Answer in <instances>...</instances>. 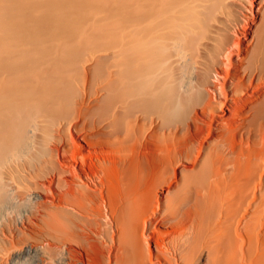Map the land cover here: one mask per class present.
<instances>
[{
    "label": "bare ground",
    "instance_id": "obj_1",
    "mask_svg": "<svg viewBox=\"0 0 264 264\" xmlns=\"http://www.w3.org/2000/svg\"><path fill=\"white\" fill-rule=\"evenodd\" d=\"M10 155L61 261L264 264V0H0Z\"/></svg>",
    "mask_w": 264,
    "mask_h": 264
},
{
    "label": "rangeland",
    "instance_id": "obj_2",
    "mask_svg": "<svg viewBox=\"0 0 264 264\" xmlns=\"http://www.w3.org/2000/svg\"><path fill=\"white\" fill-rule=\"evenodd\" d=\"M9 157H8L9 159H6V162H4L2 164V166L0 167L1 180H2V183H4V185H2V186L4 187L5 195L7 198L5 200V202L2 204V207H0L1 208L0 209V264H3V263L5 264L6 259L8 260V261L6 260V263L10 264L9 257H8L9 251L11 249L17 248V247H22L25 250L23 257L20 258V260L19 259L16 260L18 262L20 261L19 262L20 264H21V262H22V264H33V262H32V260L34 258L33 250L35 248L41 249L40 251H42L41 254L37 255L38 260H37L36 264H76V263L77 264H89V263L94 264V263H96L97 260L99 259V255L93 254L95 251L93 252V250H91V249H94V248H91V247H88V245H85L88 248H91L88 250L87 247L83 246L84 248H82L81 245H78L76 243L73 244V242H72V244L71 243L69 244L70 246H72L71 248L73 249V250L71 249L72 252L70 251L72 253V255L69 252L68 256H70V255L71 256L69 258L67 257V259L65 258L66 261L65 260L61 261V259L59 260V258H60V256H59L60 246H61V243H63L61 240L62 236L59 233L60 232L59 229L56 228V226L53 225V223H51V221L49 222L50 218H48L49 217L48 214H49L51 209H48V208L52 207V205H51V202L47 201L49 204L47 202H45L46 201L45 198H50V195H49L50 193L47 192L48 191L47 189H46V191H45V189L44 190L41 189V185L39 186V184H42L43 188H46V186L43 184V182H46V178H44L42 176V172L39 174L40 177H39V175L37 177L36 176L37 174L35 175L36 171H34L35 173H33V171H32V168H33V170H35V168L32 167L31 165L24 164L22 162L23 161L22 157H21V159L18 158L19 160L12 158L11 155ZM12 159H14V160H12ZM15 160L18 161L17 162L18 164L17 163L14 164V162H16ZM20 160H22V161H20ZM21 164L23 167L26 166L25 167L26 170H25V168H23L21 166ZM15 165H16V168H15ZM17 165H18V169L20 168V170L17 169ZM29 166H31L32 168L31 167L28 168ZM29 171L31 174L33 173V175H30V173L28 174ZM15 176H17V177H15ZM41 176H42V179H41ZM45 176H46V174H45ZM31 177L36 178L37 179V180H35L36 182L34 181L33 178H32V180L29 179ZM37 181H38V183H37ZM28 182L30 185L28 184ZM25 183H26V185H25ZM36 185H38V186H36ZM39 187L41 190L39 189ZM19 188H20V190H19ZM33 188H35V189H33ZM18 190H19V192H18ZM31 192H32V194L33 193L34 194L32 195ZM43 192H46L47 194L45 195V194H43ZM14 195H16V196H14ZM17 195H18V197H17ZM21 195L24 197V199L22 198ZM36 195H37L38 199L40 198L39 200L37 199ZM19 196L21 198H19ZM35 199H36V201H35ZM32 200L34 202H32ZM37 201H40V202H37ZM43 201L45 202L46 205H51V206H47L48 208L40 207L42 205L43 206L45 205ZM16 202H18V204ZM35 202L40 203V204L36 203L37 204L36 205ZM31 203L33 204V206H32L33 208L31 207V205H32ZM41 203H43V204H41ZM14 204H15V206H14ZM16 204H17V206L18 205L19 206H18V208L15 209V207H17ZM34 205H36V207H38V206L39 207L35 208ZM29 206L32 209L31 208L29 209ZM16 210H18V212L21 214H19L18 212H15ZM30 210H31V212H30ZM25 212L27 213V215ZM29 212L32 214H30ZM28 215H29V217H28ZM59 237H61V238H59ZM49 243H52L53 245L55 244L57 248L56 249L54 247H53V249L50 248L52 246H50ZM27 248H28V250H27ZM77 249L79 250V253H78ZM85 250L87 251V254H86ZM88 252H90V254ZM73 254H75V255H73ZM74 256L76 259L74 258ZM94 256L95 257L97 256L98 259L95 258L96 259L95 260ZM86 258H88L87 262H86ZM90 260L91 261L94 260V261L91 262Z\"/></svg>",
    "mask_w": 264,
    "mask_h": 264
}]
</instances>
